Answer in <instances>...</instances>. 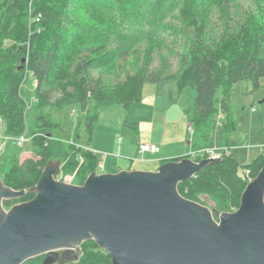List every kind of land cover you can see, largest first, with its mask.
I'll list each match as a JSON object with an SVG mask.
<instances>
[{"label": "trees", "instance_id": "obj_1", "mask_svg": "<svg viewBox=\"0 0 264 264\" xmlns=\"http://www.w3.org/2000/svg\"><path fill=\"white\" fill-rule=\"evenodd\" d=\"M88 1L103 7L104 13H89L84 8ZM144 1L148 0H0L3 135L15 138L26 132L30 139L27 143L35 148L33 157L21 162L12 155L7 169L0 165V178L5 186L16 191L33 187L50 161H60L61 173L73 175L72 183L76 185H82L90 173L96 172L91 153H86L83 164L79 165L75 147L56 137L54 131L62 127L45 113L47 108L70 107L77 111L78 121L70 139L78 142L84 135L85 143L89 144L99 109L115 104L128 107L141 100L144 84L173 79L178 92L196 89L195 105L190 111L193 134L206 142L211 137L217 113H223L224 120L229 115L231 87L250 82L253 90L260 88L264 78V0H249L246 7L238 1L236 6L227 0H170L178 8L182 7L179 14L191 30L179 70L173 75L148 73L144 69L147 59L141 64L139 47L131 51L125 48L120 55L113 50L111 30L115 25L104 22L105 15L118 5L125 17L122 24L127 25L128 21H135L132 17L139 16ZM216 1L222 4V9L216 18H209L208 12ZM28 25L33 28L31 34ZM123 55L129 57L132 73L122 85L104 86L95 79V73L108 70ZM164 66L166 69L167 64L161 67L164 69ZM27 77L36 81V85L34 104L28 103L26 109L27 100L21 95V89ZM218 91L221 98L217 101ZM91 103L92 115L89 114ZM82 113L87 115L83 121ZM222 127L229 133L234 124L230 122ZM231 144L227 140V146ZM188 158L195 162L202 160ZM263 165L264 154L243 171L248 170L252 179ZM239 170L233 153L223 152L219 162L207 165L189 181L179 183L177 189L185 199L219 213L232 212L238 208L248 183L239 176ZM202 197L211 200L213 206L204 203ZM32 198L33 195L26 194L5 201L3 206L9 209ZM78 251L77 261L56 264H111L110 257L92 240L83 242ZM42 260L43 256H39L23 264H41Z\"/></svg>", "mask_w": 264, "mask_h": 264}, {"label": "water", "instance_id": "obj_2", "mask_svg": "<svg viewBox=\"0 0 264 264\" xmlns=\"http://www.w3.org/2000/svg\"><path fill=\"white\" fill-rule=\"evenodd\" d=\"M217 162L181 158L151 172H92L76 185L59 180L61 162L50 161L33 187L19 191L0 178V264L39 256L41 264L74 262L90 240L111 264H264V165L232 212L178 192ZM26 194L33 198L4 208Z\"/></svg>", "mask_w": 264, "mask_h": 264}, {"label": "rangeland", "instance_id": "obj_3", "mask_svg": "<svg viewBox=\"0 0 264 264\" xmlns=\"http://www.w3.org/2000/svg\"><path fill=\"white\" fill-rule=\"evenodd\" d=\"M237 1L246 7L249 0H227V3L237 6ZM84 8L89 13L97 11L104 13L103 7L93 1L86 2ZM181 8L175 6L170 0L144 1L139 16L132 17L135 21H128V24L124 25L122 23L125 17L119 6L115 5L113 12H107L104 20L110 25H115L111 30L114 38L113 50L120 55L125 48L131 51L134 47H139L142 53L141 64L143 66L147 59L144 69L148 73L176 74L179 70L181 54L185 50L184 45L191 31L188 22L179 14ZM221 9L222 4L216 1L208 12V17L216 18ZM105 27L109 32L108 27ZM28 30H31L30 34L33 33L32 26L28 25ZM37 31L39 32L40 29L37 28ZM162 64H167V68L165 69L164 66L163 69ZM131 73L129 57L123 55L118 57L114 66L106 71L97 72L94 76L104 86H117L122 85ZM34 82L27 77L21 89V95L31 105L34 104L32 103ZM215 98L217 101L221 98L220 91ZM195 99V88H185L178 92L175 80L171 79L144 84L141 100L128 107L117 104L99 109L89 143L90 150L96 156V163L93 160L95 173L102 174L104 170L107 172L112 166H118L123 162L134 165L132 167L147 162L143 158L144 155L137 152L139 144L155 143L159 147L160 143L166 139L167 146L175 143L178 148L184 144L192 146L194 137L187 128L192 124L190 111L195 105ZM228 106L229 117L226 115V119L221 121L220 126H215L214 120L208 144L210 148L217 146L218 149L215 148L217 152L223 151L227 140L230 144L232 143L231 145L236 146V150L228 152L233 153L234 159L239 164L238 174L241 177L244 168L264 154V78L260 81V88L257 90H253L250 82L233 85L230 89ZM93 110V103H91L90 115L94 113ZM45 113H49L53 121L60 122L62 130L60 128L54 133L61 141L67 143L66 140L72 137L73 128L78 121L77 111L70 107L63 110L47 108ZM86 116L82 113L81 120L83 121ZM230 122L234 124V127L227 133L222 124L226 127ZM3 129L0 122L1 143L4 137ZM85 141L86 137L83 135L78 143L88 145ZM34 153L35 148L30 143L17 147L13 142H7L5 149H0V165L7 169L9 157L12 155H16L22 162L33 157ZM85 154L86 152L82 154L83 162ZM178 154H185V152L180 151ZM191 154L192 152H189L187 156L192 158ZM72 180L73 177L70 175L67 181L72 183ZM202 201L210 207L213 206L212 201L207 197H202Z\"/></svg>", "mask_w": 264, "mask_h": 264}, {"label": "crops", "instance_id": "obj_4", "mask_svg": "<svg viewBox=\"0 0 264 264\" xmlns=\"http://www.w3.org/2000/svg\"><path fill=\"white\" fill-rule=\"evenodd\" d=\"M175 87H176V85H175ZM115 105H117V104H115ZM187 130H188V128H187ZM193 133H194V131H193ZM193 137H194V140H193L192 146L191 145L185 146V144H184L178 148V147H176V145H177L176 143L174 145L171 144L172 146H167L166 145V139H164L162 141V143H160L159 147L155 143H150V144L155 145L157 147V150L155 152L140 153L138 150V147H137V152L140 153L141 155H144L143 158H145L147 160V162L139 163L135 167H132L134 165H127L125 162H123V163L119 164L118 166H112L111 170H109L107 172H105V170H104L102 173L115 174V173H118V172L124 171V170L156 171L158 169L157 167H159L160 165H162L165 162L175 161V160H179L181 158H188L189 156H187V155L189 152L195 151L197 149L199 150L203 147H211L208 144L209 139L206 142H204V141L200 140V138L198 136H196L195 134H193ZM90 141H91V139H90ZM230 146H233V145H229V146L226 145L225 148L230 147ZM212 148L218 149L217 146H213ZM180 151H181V153L185 152V154H178ZM219 152H223V151H219ZM227 154H229V152ZM92 156L96 162V156H94V155H92ZM98 174H100V173H98Z\"/></svg>", "mask_w": 264, "mask_h": 264}, {"label": "built area", "instance_id": "obj_5", "mask_svg": "<svg viewBox=\"0 0 264 264\" xmlns=\"http://www.w3.org/2000/svg\"><path fill=\"white\" fill-rule=\"evenodd\" d=\"M34 83L36 85V81ZM25 103H26V109H27L29 107V105H28V102H25ZM223 119H224V114L221 113V112H218L217 115H216V118H215V126L216 125L220 126L221 125V121ZM188 131L190 132L191 135H193V131L194 130H193V126L192 125L188 127ZM2 139H3V142L2 143L0 142V149H2V150L5 149V146H6L7 142L11 141L17 147H22L25 143H27L30 140L29 137L27 136L26 132H24L22 135H20L18 137H15V138L4 136ZM0 140H1V138H0ZM66 142L68 144L72 145L73 147H75V149L79 152L78 153V157H77V161H78L79 165H81L83 163V157H82L83 152L91 153L92 155L94 154L90 150L89 145H83L81 143L79 144L78 142H74L71 139L70 140H66ZM236 149H237L236 146H230V147H227V148L223 149V152L227 154L228 151L236 150ZM138 150H139L140 153L155 152L157 150V147L155 145H152V144H139L138 145ZM223 152H217L215 150V148L203 147V148H201L199 150L197 149L195 151H192L191 156L192 157H200L201 159L211 158V159L219 160L222 157ZM243 172L244 173H243V175H241V177L243 179H246L247 181H250L251 178L249 177V171L245 170ZM68 178L70 179V175H63L62 173L58 177L59 180L66 181V182H68L67 181Z\"/></svg>", "mask_w": 264, "mask_h": 264}]
</instances>
